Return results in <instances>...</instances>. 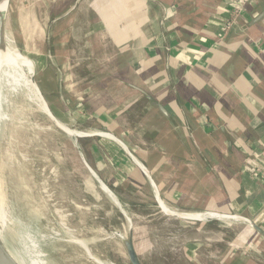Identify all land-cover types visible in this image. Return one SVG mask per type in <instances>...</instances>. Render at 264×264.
<instances>
[{
    "label": "crops",
    "instance_id": "obj_1",
    "mask_svg": "<svg viewBox=\"0 0 264 264\" xmlns=\"http://www.w3.org/2000/svg\"><path fill=\"white\" fill-rule=\"evenodd\" d=\"M37 1L49 21L72 0ZM231 2L85 0L55 24L54 56L70 61L82 42L77 73L61 83L83 84L86 114L118 137L89 142L94 172L150 186L173 210L237 213L264 231V175L245 169L264 149V0H247L224 30ZM38 87L56 107L44 80Z\"/></svg>",
    "mask_w": 264,
    "mask_h": 264
},
{
    "label": "rangeland",
    "instance_id": "obj_2",
    "mask_svg": "<svg viewBox=\"0 0 264 264\" xmlns=\"http://www.w3.org/2000/svg\"><path fill=\"white\" fill-rule=\"evenodd\" d=\"M83 1L85 0H72L68 6H63L59 16L49 21L51 11L44 10L41 1L9 0L7 3L11 35L19 50L31 53L28 62L33 70V84L58 127L32 102L25 99L18 102L24 112L21 117L27 122L22 126L27 132L21 133L19 140L15 139L11 145L9 142L8 144L13 153L17 152L18 155L22 150L26 160L31 157L27 162L29 169L26 174L29 175L28 170L32 174L27 176L17 167V162H9L0 149V203L6 214V223L1 234L5 248L18 258L25 257L22 231L29 235L26 236L28 241H32L33 245L35 243L38 260L44 261L43 264H99L91 260L88 254L104 264H130L123 243L128 235L125 216H129L132 220V242L140 264H247L249 261L253 264H264V252L257 253L258 250L264 251V241L255 234L249 236V230H239L240 227L247 226L246 224L232 221L237 226L230 227L228 222L216 219L196 221L167 215L163 212L162 199L157 194L149 195L150 186L148 188L139 184V188L114 185L112 180L106 181L95 167V175L103 183L100 185L89 174L83 164L92 165L86 152L89 142L94 140L97 144L103 137L102 139L118 143V137L100 127L99 122H94V118L86 114L84 109L91 105L83 101L87 93L83 92V84L75 85L71 81L68 87L61 83L62 80L70 78L73 80L77 73L80 61L78 63L76 59L82 56L81 50L79 51L82 42L75 48L70 61L58 63L54 56L56 35L53 32L55 24L76 13ZM165 9L167 17L170 16L168 8ZM232 19L233 16L228 15L223 24L224 30ZM161 31L166 32L165 26H161ZM165 35L169 38L168 34ZM101 38L103 41L108 40L105 30L101 31ZM43 59L46 61L44 68ZM41 79L55 98L57 105L54 108L42 96L38 87ZM80 91L82 97L78 94ZM55 110L59 114L56 115ZM4 145L8 149L7 139ZM245 169L247 170L246 164ZM44 176L48 179H44ZM40 178H43L42 183ZM26 186L28 190L25 189ZM175 210L182 211L180 207ZM18 238L22 245L19 250ZM72 238L84 241L88 253L87 249L71 241Z\"/></svg>",
    "mask_w": 264,
    "mask_h": 264
},
{
    "label": "bare ground",
    "instance_id": "obj_3",
    "mask_svg": "<svg viewBox=\"0 0 264 264\" xmlns=\"http://www.w3.org/2000/svg\"><path fill=\"white\" fill-rule=\"evenodd\" d=\"M9 0H0V149L1 152L4 153V156L7 157V160L9 162H17L18 165L17 167L19 169H21V171L23 170L24 173H27V169L28 165L27 162L30 161L31 157L29 160L25 159V153H23L22 150H20L21 152H17L13 153V149H10V145L12 141H15V139L19 140V135L21 133L25 134V132H27V129H25L22 125L24 123H27L25 120H23V118L21 117V114L24 113L21 111L20 105H19V101L22 99L28 100L30 102H32L37 108L38 110L43 113L44 115L48 116L52 123L54 125L57 126V124L55 123V119L51 116L52 114L48 112L44 102L41 100V97L38 94V91L35 87V85L33 84L32 81V74H33V70L31 67V64H29L28 59L31 56V53L28 52H23L22 50H19L18 48V44L15 41V39L12 37L11 35V23H10V15H9V9L7 6ZM2 21V23H1ZM7 21V23H6ZM43 96V94H42ZM23 103V102H20ZM31 108V107H30ZM28 114V113H27ZM43 115V116H44ZM26 116V115H25ZM39 116V115H38ZM36 117V116H35ZM40 117V116H39ZM45 117V116H44ZM31 118V117H30ZM34 119V118H33ZM35 120V119H34ZM41 121V120H40ZM37 124V123H36ZM46 124V123H45ZM58 127V126H57ZM65 127V126H64ZM51 128V127H50ZM54 129V128H53ZM69 130V129H68ZM70 131V130H69ZM76 133H80V132H74ZM70 134V133H69ZM37 135V134H36ZM79 135V134H78ZM7 139V147H5V141ZM17 140V141H18ZM9 142V144H8ZM28 144L29 142L26 141ZM16 144V143H15ZM2 145V146H1ZM29 147V145H27V148ZM10 149V150H9ZM18 150V149H17ZM0 152V153H1ZM59 157V156H57ZM33 159V158H32ZM61 159V158H60ZM46 160V159H45ZM57 160V159H56ZM49 161V160H48ZM33 162V160H32ZM35 162V161H34ZM78 162V161H77ZM16 163V164H17ZM30 163V162H29ZM47 163V161H46ZM15 164V165H16ZM51 164V163H50ZM55 164V163H54ZM31 165V164H30ZM46 165V164H45ZM48 165V164H47ZM56 165V164H55ZM79 165V164H78ZM27 166V167H26ZM49 166V165H48ZM57 166V165H56ZM55 166V167H56ZM46 167V166H45ZM52 167V166H51ZM54 167V165H53ZM52 167V168H53ZM44 168V167H42ZM33 169V167H32ZM37 169V168H36ZM57 169V168H56ZM18 171V170H17ZM55 171V170H54ZM28 174H32V171L28 170ZM59 172V171H58ZM16 173V172H14ZM40 173V172H39ZM43 174V173H42ZM48 174V173H47ZM50 174V173H49ZM54 174V173H53ZM56 174V173H55ZM27 175V174H26ZM27 175V176H29ZM34 175V173H33ZM264 175V172H263ZM26 176V177H27ZM57 176V175H56ZM43 177V176H42ZM47 177V176H46ZM41 179V178H40ZM44 179L45 176H44ZM48 179V178H47ZM46 179V180H47ZM50 179V178H49ZM57 179V178H56ZM44 180V181H46ZM50 180H54V179H50ZM43 181V178L41 179V183ZM40 182V181H38ZM48 183V181H47ZM46 184V183H45ZM49 184H47L48 186ZM37 186V185H36ZM46 186V185H45ZM52 188V187H51ZM26 190H28L29 188L26 186L25 187ZM24 189V190H25ZM44 189V188H43ZM42 189V190H43ZM48 189V188H47ZM53 189V188H52ZM20 191V190H19ZM39 191V190H38ZM47 191V190H46ZM55 191V190H54ZM27 193V191H26ZM28 194V193H27ZM48 195V193H46ZM45 194V195H46ZM50 195V194H49ZM52 195V194H51ZM54 195V194H53ZM40 196H42L40 194ZM41 198V197H40ZM49 198V197H48ZM42 199L43 196H42ZM41 199V200H42ZM56 199V198H55ZM43 203V202H42ZM47 203V202H45ZM32 204V202H31ZM34 204V203H33ZM51 204V203H50ZM44 205V204H43ZM48 205V204H47ZM35 206V205H34ZM88 206V205H86ZM85 206V207H86ZM46 208V207H45ZM163 208V212L167 215H174L180 218H197L199 220L202 221H208V220H212V219H216L217 221H224V222H228L227 225L228 226H237V224H234L232 221V218L228 215H224V214H216V213H196V214H191L188 213V215L185 212H180V211H176L173 210L169 207H167L166 205H162ZM42 209V208H41ZM65 209V208H64ZM67 209V208H66ZM87 209V207H86ZM61 210V209H59ZM88 210V209H87ZM86 210V211H87ZM44 211V210H43ZM46 212V210L44 211ZM50 212V211H49ZM71 212V211H70ZM39 213V212H38ZM42 213V212H41ZM40 213V214H41ZM47 213V212H46ZM69 213V212H68ZM85 213V212H84ZM66 214V213H65ZM9 215V214H8ZM46 215V214H45ZM63 215V214H62ZM48 216V214H47ZM46 218V217H45ZM51 218V217H50ZM47 219V222L48 220ZM52 220V219H51ZM185 221V220H184ZM51 222V221H50ZM4 223H6V214H5V210L2 206V203H0V243L4 246V242H3V237H2V230H3V225ZM53 223V222H52ZM32 224V223H30ZM29 224V225H30ZM25 225V224H24ZM42 225V224H41ZM26 226V225H25ZM44 226V225H43ZM55 226V225H54ZM61 226V225H60ZM66 227V226H65ZM68 227V226H67ZM27 228V227H26ZM44 228V227H42ZM55 228V227H54ZM70 229V227H68ZM241 229L239 230H249L251 231V229L248 226H242L240 227ZM25 229V227H24ZM72 229V228H71ZM75 229V228H74ZM84 229V228H83ZM235 229V228H234ZM26 231V230H25ZM28 232V231H27ZM58 232V231H57ZM67 232V231H66ZM252 232V231H251ZM60 233V232H59ZM69 233V231H68ZM76 233V232H75ZM98 233V231H97ZM253 233V232H252ZM74 235V233H73ZM119 235V234H118ZM21 236L23 238V243H24V247H23V252H24V256L23 258H18L16 257L12 252H10L8 249H6L9 254L14 258V260L18 263V264H43L44 261H40L38 260V255L36 254L37 252L35 251V243L33 245V242L28 241L26 236H29L25 233H23L21 231ZM96 236V235H95ZM69 237V236H68ZM74 237V236H72ZM76 237V236H75ZM31 240V239H30ZM67 240V239H66ZM71 241H73L75 244L80 245L81 247H83L86 252L88 251V248L86 247V244L84 241L80 240V239H74L72 238ZM116 241V240H114ZM117 242V241H116ZM65 243V242H63ZM105 244V243H104ZM96 245V244H95ZM100 245V244H98ZM97 245V246H98ZM92 246V245H91ZM5 247V246H4ZM78 247V246H77ZM75 248V247H74ZM77 250V249H76ZM35 251V252H34ZM81 251V250H80ZM66 252V251H65ZM71 252V250H70ZM82 252V251H81ZM80 252V253H81ZM68 253V252H66ZM78 253V252H77ZM88 253V252H87ZM72 254V253H71ZM64 255V254H63ZM76 255V254H73ZM85 255V254H84ZM83 255V256H84ZM80 256V257H83ZM70 257V256H67ZM86 257V256H85ZM88 257L91 260H94V262H97L99 264H104L102 261L98 260L96 257L89 255ZM73 258V257H71ZM64 260V259H63ZM71 260V259H70ZM83 260V258H82ZM81 260V261H82ZM80 261V260H79ZM82 262H86V261H82ZM71 263V261H70ZM78 263V262H77ZM106 263V262H105ZM69 264V263H68Z\"/></svg>",
    "mask_w": 264,
    "mask_h": 264
},
{
    "label": "water",
    "instance_id": "obj_4",
    "mask_svg": "<svg viewBox=\"0 0 264 264\" xmlns=\"http://www.w3.org/2000/svg\"><path fill=\"white\" fill-rule=\"evenodd\" d=\"M239 16V15H238ZM237 16V17H238ZM236 17V18H237ZM235 22V20L233 21V23ZM2 23V21H1ZM232 23V24H233ZM231 24V26H232ZM146 95V94H145ZM146 97L157 107L159 108L161 111L164 112V110L162 109V107L160 105H158L157 103H155L150 97H148L146 95ZM165 113V112H164ZM81 157V156H80ZM85 168L87 169V171L89 172V174H92L97 181H99L95 175V172L91 169V167L87 164H85L83 162ZM100 185H103V183L101 181H99ZM99 185V186H100ZM105 186V185H104ZM106 187V186H105ZM107 188V187H106ZM103 191V189H102ZM104 192V191H103ZM105 194V193H104ZM224 214V213H222ZM226 215V214H225ZM228 216H230L232 218L233 221H237V222H242L244 224H246L252 231L257 232L258 234H260L263 238H264V231L257 226L251 219H249L248 217H245L241 214H237V213H231V214H227ZM12 222H14L13 220H11ZM125 221L128 224V235L126 236V238L123 240L124 246H125V250L127 253V258L130 262V264H140L139 262V258L137 256V253L135 251V247L133 245L132 242V220L129 216H125ZM18 242L19 244L21 243L20 238H18ZM21 244L20 246L17 248L18 250L21 249ZM90 255V254H89ZM94 261V260H93ZM0 264H18L14 258L9 254V252L5 249V247L0 243Z\"/></svg>",
    "mask_w": 264,
    "mask_h": 264
},
{
    "label": "built area",
    "instance_id": "obj_5",
    "mask_svg": "<svg viewBox=\"0 0 264 264\" xmlns=\"http://www.w3.org/2000/svg\"><path fill=\"white\" fill-rule=\"evenodd\" d=\"M247 0H238V2H231L228 3L227 8L231 9V11L228 12L227 15L233 16V19L229 23V28L235 18L244 11V5ZM235 12V13H234ZM119 141V140H116ZM246 165H247V170L250 172H256V173H263L264 172V149L256 152L255 154L251 155L247 160H246Z\"/></svg>",
    "mask_w": 264,
    "mask_h": 264
}]
</instances>
